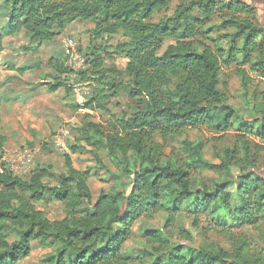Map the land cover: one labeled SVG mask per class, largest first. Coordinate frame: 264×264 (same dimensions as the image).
I'll return each mask as SVG.
<instances>
[{
	"label": "trees",
	"instance_id": "obj_1",
	"mask_svg": "<svg viewBox=\"0 0 264 264\" xmlns=\"http://www.w3.org/2000/svg\"><path fill=\"white\" fill-rule=\"evenodd\" d=\"M172 1L0 0L7 12L0 14V54L7 38L24 32L28 42L40 46L55 38V30L76 21L94 25L91 43L122 33L125 40L115 51L127 60L124 71L136 107L113 120L109 131L86 123L76 140L94 154L106 152L116 172L103 169L117 183L126 181L124 191H100L93 201L86 172L74 169L67 154L64 172L56 178L48 168H35L22 179L0 163V264L26 259L35 241L51 250L44 264H146L142 257L148 264H264L263 246L230 234L242 227L260 231L264 224V176L259 173L264 148L248 140L264 141V27L256 22V7L243 0H178L173 13L162 16ZM214 30L222 32L220 37L212 36ZM82 56L90 74L84 70L77 77L90 75L99 85L85 96L83 109H102L117 96L121 83L107 78L101 60ZM231 63L237 69L241 111L228 104L219 88L221 66ZM47 66L55 70L44 79L49 93L71 89L63 63L49 59ZM200 127L214 135L239 133L238 147L224 148L208 160L200 140L184 141L180 158H166L168 139ZM4 143L0 138V148ZM193 173L217 177L201 182ZM46 196L64 204L66 217L51 223L34 209ZM156 214L163 217V228L142 234L147 245L142 255L122 251L133 224ZM183 217L193 229L205 223L209 230H221L231 250L176 243L167 230ZM11 232L19 236L9 242ZM178 235L192 240L183 226Z\"/></svg>",
	"mask_w": 264,
	"mask_h": 264
},
{
	"label": "rangeland",
	"instance_id": "obj_2",
	"mask_svg": "<svg viewBox=\"0 0 264 264\" xmlns=\"http://www.w3.org/2000/svg\"><path fill=\"white\" fill-rule=\"evenodd\" d=\"M243 1L256 7V22L264 27V0ZM177 3L178 0H173L170 10L163 13L162 16H170ZM6 13L5 8L0 5V14L5 16ZM93 28L94 25L89 22L76 21L59 31L52 41L42 43L40 46L28 42V35H25L24 32L4 40V51L0 54V138L3 137L6 141L3 148L10 160L16 159L17 156L27 151L31 152L32 169L20 178H27L35 168H48L53 177L56 178L64 172L65 154L54 147L53 138L58 130L64 126L69 132L66 138L68 147L70 149L77 148L76 152L70 150L68 156L71 158L74 169L86 172V183L91 192L92 200L95 201L100 191H124L126 181L117 183L116 180L110 178L109 174H106L103 166L110 172H116L114 166L109 163L106 152L101 150L94 154L83 142L78 143L76 140L80 136L79 131L86 128V123L89 122L99 125L103 131H109L113 120L127 116L136 107L134 100L129 96V78L124 71L127 60L115 51V47L123 42L125 37L122 33L114 36L105 35L100 40L91 43L89 32ZM221 33L214 30L212 36L218 38ZM64 38L73 39L76 42L78 53L89 57V61L101 60L102 68L108 71L107 78L109 80L118 79L121 83L117 96L108 103H104L102 109L84 110V113L77 111L75 93L72 87L68 91L59 90L55 94H49L43 88L44 84L42 83L46 82L44 79H50L47 74L55 75V70L50 71L47 66L48 60L53 58L59 63H64L62 49ZM219 43L224 44L223 48L226 49L224 39H221ZM167 45L168 42L164 44L161 52ZM18 68H24L26 71L20 74L17 71ZM90 69V64H88L84 70L90 74ZM221 69L219 88L225 95L228 104L241 111L242 96L235 63L222 64ZM111 71L116 73H109ZM257 82L253 80L252 86H256ZM67 84L86 89V94L89 92L93 94L99 87L98 82L90 75L82 78L77 77L72 81L69 79ZM92 97L90 96L88 101H91ZM238 134L230 131L223 135H214L205 128H188L166 141L164 154L166 158L178 159L181 156V147L184 141L200 140L203 145V155L206 159L213 160L224 148L238 147V137H240ZM248 140L252 145L258 144L264 148V141L255 138ZM259 170L260 175L264 176V166L259 167ZM117 172H119L118 169ZM193 176L201 182L217 177L213 174L200 175L195 173ZM49 184L53 186L54 181L51 180ZM34 209L42 213L43 217L51 223L63 219L68 213L64 204L48 196L41 203L34 204ZM78 212L82 213L83 209L81 208ZM163 225L164 219L160 214L153 215L150 219L137 220L131 228V238L125 243L122 251L130 249L133 256H141L142 248L147 246L142 234L146 231L162 229ZM180 226L191 233V241H185L181 235H178ZM259 226L260 231L264 233V224L261 223ZM201 228L199 230L193 229L191 220L188 217H183L178 219L175 226L167 231L176 243L183 244L190 249L209 246L215 250H231L229 238L227 235L221 234V230L213 228L209 230L205 223H201ZM257 231L251 227H242L232 229L230 234L247 237L255 243V246L262 248V246L264 247V240L259 237L260 231ZM18 236V233L11 232L8 241L17 240ZM50 253L51 250L47 246L42 242L35 241L31 243L30 255L18 264H44L46 256ZM140 261L148 264L147 257H142Z\"/></svg>",
	"mask_w": 264,
	"mask_h": 264
},
{
	"label": "built area",
	"instance_id": "obj_3",
	"mask_svg": "<svg viewBox=\"0 0 264 264\" xmlns=\"http://www.w3.org/2000/svg\"><path fill=\"white\" fill-rule=\"evenodd\" d=\"M62 49L64 54V67L69 70L66 75L67 79L73 80L77 78V74L84 70L86 67L85 59L82 54L78 53L76 48V42L71 38H64L62 41ZM72 87L75 93V103L78 106L79 112L84 113L83 103L86 94V89L77 88L75 85ZM69 135L68 130L63 126L61 127L53 138L54 147L63 154L69 155V148L66 143V138ZM0 163L6 164V167L17 177L25 175L32 169V156L31 152L27 151L24 154H20L16 159H11L6 155L5 150L0 151ZM1 172V168H0Z\"/></svg>",
	"mask_w": 264,
	"mask_h": 264
},
{
	"label": "crops",
	"instance_id": "obj_4",
	"mask_svg": "<svg viewBox=\"0 0 264 264\" xmlns=\"http://www.w3.org/2000/svg\"><path fill=\"white\" fill-rule=\"evenodd\" d=\"M58 32H59V30L56 31L55 33L58 34ZM51 59H53V58H51ZM24 67H25V66H24ZM26 67H29V66H26ZM42 84H45V82H43ZM43 88L46 90V88H45L44 86H43ZM46 92L49 93L47 90H46ZM57 92H58V91H57ZM57 92H56V93H57ZM49 94H55V93H49ZM1 138H3V137H1ZM5 142H6V141H5ZM0 149H1V150H4L3 145H2V147H1Z\"/></svg>",
	"mask_w": 264,
	"mask_h": 264
}]
</instances>
